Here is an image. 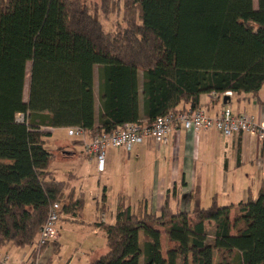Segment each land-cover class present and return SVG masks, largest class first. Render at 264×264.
Wrapping results in <instances>:
<instances>
[{
  "label": "trees",
  "instance_id": "trees-1",
  "mask_svg": "<svg viewBox=\"0 0 264 264\" xmlns=\"http://www.w3.org/2000/svg\"><path fill=\"white\" fill-rule=\"evenodd\" d=\"M127 3L140 24L114 34L81 0H0V250L34 248L54 203L60 222L79 223L84 211V197L50 171L49 130L150 126L200 109L203 95H252L264 108V0ZM197 196L191 212L168 200L160 215L121 205L114 224H96L108 252L91 264H264V179L257 198L238 205L203 209Z\"/></svg>",
  "mask_w": 264,
  "mask_h": 264
},
{
  "label": "crops",
  "instance_id": "crops-1",
  "mask_svg": "<svg viewBox=\"0 0 264 264\" xmlns=\"http://www.w3.org/2000/svg\"><path fill=\"white\" fill-rule=\"evenodd\" d=\"M263 89L264 86L259 99L264 102L261 97ZM94 94L98 124L102 111L98 72L95 73ZM227 97L225 102L224 96L203 95L201 108L212 117L219 116L225 107H229L236 114L248 113L260 121L264 120V108L252 95ZM57 130H49V145L57 142ZM62 130L67 133V129ZM79 142L71 138V144L80 148V152L65 153V159L77 163L79 173L67 171L64 174L69 179L59 180L57 173L52 171V164L50 167L57 181L68 183L71 189L76 190V197L83 196L85 201L79 223L69 221V217H65L63 222L90 227L93 235L105 239L106 247V234L96 224H114L121 205L130 206L134 214L152 215H160L167 200L173 212H191L197 195L203 209H208L214 200L221 206L238 205L249 198H257L264 179V142L250 134L225 137L217 131L195 133L178 129L170 134L166 145H158L148 138L130 152L109 149L103 174L98 173L94 157L87 155L82 142ZM86 169H91L90 174L83 172ZM87 176H90L89 180ZM104 196L105 204L102 203ZM61 245L59 236L56 242L37 255L40 264H61L62 261L53 260L55 255H51V251L57 253ZM12 247L7 246L2 251L9 252ZM82 252L89 255L83 249ZM32 253L33 249L26 256L29 260ZM45 256H48L47 260Z\"/></svg>",
  "mask_w": 264,
  "mask_h": 264
},
{
  "label": "built area",
  "instance_id": "built-area-1",
  "mask_svg": "<svg viewBox=\"0 0 264 264\" xmlns=\"http://www.w3.org/2000/svg\"><path fill=\"white\" fill-rule=\"evenodd\" d=\"M212 96L214 98L222 97V95L215 94ZM223 96L232 97V93H226ZM178 129L195 133L217 131L225 137H232L235 134H250L260 142H264V120L260 121L248 113L236 114L229 107H225L216 117L210 116L205 109L200 108L195 111L159 117L150 126L128 124L113 134L91 136L81 127L69 128L67 133L70 138L82 142L85 153L94 157L98 173L103 174L106 171V156L109 149H122L130 152L148 138L158 145H166L169 142L170 134ZM60 209L59 203H54L50 208L48 219L34 248L37 249L38 256L44 246H49L58 240ZM9 259V254L0 250V264H8ZM26 264H40V262L36 257L30 258Z\"/></svg>",
  "mask_w": 264,
  "mask_h": 264
},
{
  "label": "rangeland",
  "instance_id": "rangeland-1",
  "mask_svg": "<svg viewBox=\"0 0 264 264\" xmlns=\"http://www.w3.org/2000/svg\"><path fill=\"white\" fill-rule=\"evenodd\" d=\"M82 3L89 8L91 13H96L103 23L104 29L110 33L118 32L119 25H125L129 20L133 19L137 24H140V12L135 7H129L127 0H81ZM257 6V0H255ZM122 28V27H121ZM31 64L27 65V79L24 91V100L28 99V86L30 80ZM262 99H264V89L262 92ZM23 116H18V121L23 122ZM67 134V133H66ZM65 134V131L58 129L55 134L56 143H51L46 148L49 149L54 155L52 163V171L56 172V177L59 180L67 181L68 175L64 174L67 171L79 173V168L75 161L65 159V153L80 152L81 149L71 144V138ZM91 169L83 170L85 174H90ZM87 180L90 176L86 177ZM76 182V181H75ZM257 186H255L256 188ZM223 202V198H222ZM85 221L86 218L84 217ZM58 233L61 237V248L56 253L51 251V255H55L53 260L57 259L63 263L69 264H91L94 260L108 252L106 241L104 238H99L93 235V229L88 226L72 225L67 222H60L58 225ZM103 240V241H102ZM212 240V239H210ZM165 239H163V252L166 255L167 247H165ZM35 248V247H34ZM17 249L12 247L9 250V263L8 264H23L27 263L29 259L26 257L33 249ZM82 249L89 252V255H84ZM3 251V253H7ZM52 255V256H53ZM20 257V258H18ZM48 256H45L47 260ZM216 256V263H217Z\"/></svg>",
  "mask_w": 264,
  "mask_h": 264
},
{
  "label": "water",
  "instance_id": "water-1",
  "mask_svg": "<svg viewBox=\"0 0 264 264\" xmlns=\"http://www.w3.org/2000/svg\"><path fill=\"white\" fill-rule=\"evenodd\" d=\"M224 101H225V102L228 101V97H227V96L224 98Z\"/></svg>",
  "mask_w": 264,
  "mask_h": 264
}]
</instances>
